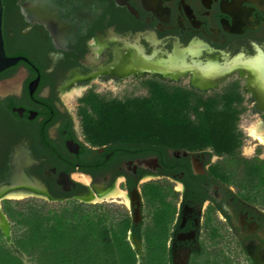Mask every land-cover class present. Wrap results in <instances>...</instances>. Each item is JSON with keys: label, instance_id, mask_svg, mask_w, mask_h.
<instances>
[{"label": "flooded vegetation", "instance_id": "af4514ba", "mask_svg": "<svg viewBox=\"0 0 264 264\" xmlns=\"http://www.w3.org/2000/svg\"><path fill=\"white\" fill-rule=\"evenodd\" d=\"M3 6L6 53L21 57L0 70V210L7 234L5 200L106 204L126 213L140 234L153 207L171 203L176 210L163 229L172 264L175 253L201 263L223 248L255 264L253 254L264 249V208L210 174L222 157L182 148H166L167 158L145 155L144 143L95 142L84 124L98 119L91 98L129 106L151 95L152 82L219 98L221 105L234 94L240 122L245 113H259L264 123V0H4ZM153 182L159 188L151 202L146 185ZM133 230L128 236L143 251Z\"/></svg>", "mask_w": 264, "mask_h": 264}, {"label": "trees", "instance_id": "16d2710c", "mask_svg": "<svg viewBox=\"0 0 264 264\" xmlns=\"http://www.w3.org/2000/svg\"><path fill=\"white\" fill-rule=\"evenodd\" d=\"M151 85L150 96L129 106L120 102L108 105L91 98L98 102V119L85 122L86 132L95 135L99 144L108 139L144 143L148 152L142 154L165 158L166 148L210 149L222 157L211 166L210 174L235 185L240 196L263 208L261 147L253 157L242 154L245 134L239 124L243 110L233 105L230 97L234 94H228L221 105L219 98L205 100L196 92L172 89L162 82ZM158 188L155 182L147 183L149 201L155 199ZM3 208L11 232L8 236L0 226V264H172L168 235L163 229L176 210L171 203L162 209L153 207V219L141 234L126 213L106 204L52 206L33 200H5ZM130 228L144 246L141 257L128 236ZM226 251L223 248L216 254H206L203 262L195 259L190 264H240L232 252Z\"/></svg>", "mask_w": 264, "mask_h": 264}, {"label": "rangeland", "instance_id": "374dc122", "mask_svg": "<svg viewBox=\"0 0 264 264\" xmlns=\"http://www.w3.org/2000/svg\"><path fill=\"white\" fill-rule=\"evenodd\" d=\"M67 100L68 101H74L75 96L71 95L70 97H68ZM260 119H261V116L259 113H245L244 116L242 117L241 122H240V127L245 134V140H244V144L242 146V154L246 157L255 156L258 153L257 151H258L259 147H261V150L259 152V156L264 159V143H262L260 140L256 139L254 137V135L252 134L253 133L252 129L257 126V124L259 123L258 121H260ZM261 131L264 132V128H262ZM115 200L118 201L119 199L116 198ZM96 202H103V201H101V200L97 201L96 200ZM104 202H111V201H110V199H108L107 201H104ZM50 205L56 206V204H50ZM9 235H10V233L8 234V236ZM133 246L136 247V244L134 242H133ZM139 256L140 257L142 256V251H140ZM240 256L237 258L238 261L240 262V264H247V261L244 259V257H242V256L240 257Z\"/></svg>", "mask_w": 264, "mask_h": 264}, {"label": "water", "instance_id": "95a60500", "mask_svg": "<svg viewBox=\"0 0 264 264\" xmlns=\"http://www.w3.org/2000/svg\"><path fill=\"white\" fill-rule=\"evenodd\" d=\"M3 0H0V70L17 63L21 57H10L5 50L4 36H3ZM185 155L187 153L185 152ZM0 226L4 232L8 233L9 223L6 215L0 210ZM255 264H264V249L258 254H253ZM189 254H174V264H188Z\"/></svg>", "mask_w": 264, "mask_h": 264}, {"label": "bare ground", "instance_id": "6f19581e", "mask_svg": "<svg viewBox=\"0 0 264 264\" xmlns=\"http://www.w3.org/2000/svg\"><path fill=\"white\" fill-rule=\"evenodd\" d=\"M260 62V61H259ZM209 68L210 69H212L211 67H215L216 66V64L214 63V62H211V63H209ZM262 128H264V123H261V122H259L258 124H257V126L256 127H254L253 129H252V134L254 135V137L256 138V139H258V140H260L262 143H264V132L263 131H261L262 130ZM119 193H121V192H116V193H114L113 195H118Z\"/></svg>", "mask_w": 264, "mask_h": 264}]
</instances>
